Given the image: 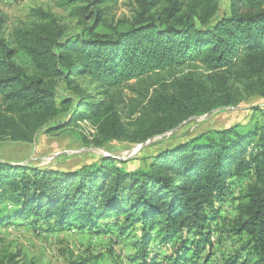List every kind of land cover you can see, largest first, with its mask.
Masks as SVG:
<instances>
[{"label": "trees", "instance_id": "1", "mask_svg": "<svg viewBox=\"0 0 264 264\" xmlns=\"http://www.w3.org/2000/svg\"><path fill=\"white\" fill-rule=\"evenodd\" d=\"M128 1L132 19L107 33L104 16L118 0H54L79 20L75 32L51 10L33 8L11 30L0 13V133L15 131L16 140L31 143L41 131L89 120L103 135H128L119 107L130 91L148 140L239 105L227 84L236 71L248 94L264 98V0H230L222 15V0ZM62 83L76 99L59 100ZM119 163L107 157L76 172H48L0 161V225L34 218L99 232L112 220L139 224L141 264H198L203 254L208 264L217 205L231 194L232 180H244L228 230L250 253L226 264H264V125L205 132L161 151L147 169ZM152 242L172 252L147 262ZM20 257L4 264H38Z\"/></svg>", "mask_w": 264, "mask_h": 264}, {"label": "rangeland", "instance_id": "2", "mask_svg": "<svg viewBox=\"0 0 264 264\" xmlns=\"http://www.w3.org/2000/svg\"><path fill=\"white\" fill-rule=\"evenodd\" d=\"M54 0H0V13L7 16V30L27 22L28 13L33 8H43L55 13L65 28L70 32L78 29V19L69 16L63 10L54 7ZM230 0H222L221 15L229 13ZM128 0H118V6L112 13L104 16L106 23L102 25L101 33L111 31L131 20L133 14ZM199 75L207 77L202 70ZM216 86L224 82L223 76H218ZM172 80L168 82L170 84ZM246 80L237 71L230 76L227 84L231 85L232 95L240 99L239 105L219 108L212 113L192 117L184 121L177 129L154 136L148 140L140 135L139 119L142 113L136 111L131 103L137 99L130 91H125L126 107H119L122 120L128 125V135L117 138L103 135L98 126L89 120L73 122L54 131H41L31 143L16 140L15 131L0 133V161L35 168L38 171L76 172L86 166L96 164L102 159L111 157L122 163L118 165L138 171L147 169L153 159L161 151L176 146L208 131L223 130L238 124L246 126L264 125V98L250 95L245 89ZM79 83L85 85L84 80ZM217 91V90H216ZM219 93V91H217ZM69 97L76 99L62 83L59 100ZM74 103L71 105V107ZM68 113L58 121L65 122ZM231 194L225 201L219 202L221 213L214 219L211 227V240L214 247L208 264H226L228 259L249 256L242 241L233 236L228 228L237 217L238 198L246 187L247 181L232 180ZM10 209H13L10 206ZM50 222V221H49ZM39 222L34 218L13 219L6 225H0V264H4L11 255H21L20 263L33 261L38 264H141L136 259L139 255L142 226L135 224L123 228L124 222L115 225V220L100 225L99 232L88 229L81 230L76 226L60 228L53 220ZM151 252L147 262L155 255L162 257L172 252L171 247L158 246L151 243ZM206 254H203L198 264H203Z\"/></svg>", "mask_w": 264, "mask_h": 264}]
</instances>
